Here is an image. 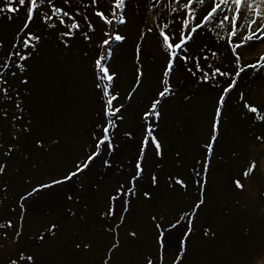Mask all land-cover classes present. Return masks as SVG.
I'll list each match as a JSON object with an SVG mask.
<instances>
[{
    "label": "rangeland",
    "instance_id": "374dc122",
    "mask_svg": "<svg viewBox=\"0 0 264 264\" xmlns=\"http://www.w3.org/2000/svg\"><path fill=\"white\" fill-rule=\"evenodd\" d=\"M54 1L55 0H52V3ZM165 1H167L168 4V0H164V2ZM181 1L186 2V0ZM136 2L137 0H128L125 2V7L122 11H124V15L127 18V23L120 28L125 39L117 45H112L111 49L113 54L109 63L111 71L115 72L119 60L118 56L122 49H128L138 58L140 57L139 60H134V57H131V64L125 61L122 68L118 66V72L122 75L123 81L120 75H118L114 82V88L118 90L125 87L124 94L121 97V101L127 105V109H125L124 113L126 115L123 126L125 129L131 125L135 116L141 118V114L145 110L144 106L150 103V98L145 101L138 100L139 98H132L131 101L126 99L127 95L125 96V94L136 81L138 69H135L136 64H141L140 70L144 73V81L141 83L140 91H137L134 95L136 96V94L140 92L144 96V94L153 89V84L156 86L161 84L160 81L166 69L168 58V52L162 47L158 33L153 34L156 32L155 30H157L155 26H161L160 22L156 20V9H153V6L147 7V9L145 8V13L147 15L146 25L151 29L155 28V30H152V32H155L144 31V41L141 32V26L143 24L140 23L141 19L138 15L140 8ZM66 3H68L71 8L77 5L76 10H79L82 15L87 16L88 22H91L95 29L94 32L98 33L99 37L103 36V33L108 27L106 28L104 23L94 14V10L98 9L109 13L112 9L111 5L113 0H98V3L94 6L92 5V0H67ZM0 4L5 5L3 2H0ZM45 4H49L47 0H45ZM161 6L165 8V3H161ZM210 7L211 2L209 0V2L202 6L198 5V11L203 14L208 11ZM165 9L169 10L167 7ZM176 13L178 17L181 15L184 17L185 15L183 11ZM200 18L201 16L197 13L196 23L199 22ZM241 22H243V14ZM69 23L70 20L66 19V24ZM211 24L215 26V21ZM34 27L36 29L38 28L35 25ZM111 28L112 30L114 29L113 26ZM179 29L178 19L172 20L170 24V33H175L178 36ZM63 31H67V28L52 29L48 27L41 29L40 36L43 38V41H41L40 48L45 50L47 45L50 47L51 45L59 43L60 38L58 33ZM202 35L205 34L198 32L193 41L186 45L188 51L179 54L171 73L170 81L173 86L174 95L163 101L165 105L162 104L164 106H162L163 115L159 123L161 128L164 126L162 140L166 148L170 146L173 140L170 135L172 132L169 128V124L171 123L172 117L176 115V112L183 113L185 111L187 113L204 111L198 114L202 116L201 119L206 115L208 124L203 125L202 123H197L195 128L198 133L201 131L199 129L200 127L210 129L214 118L216 101L221 95L222 88L230 83L229 77L218 76L216 79L209 80L207 83L202 82L201 77L197 78L196 74L199 71H196L194 64L199 60L198 55L205 63L207 62V64L204 65L199 64L203 70L204 68L208 69V65L211 64L213 68L219 67L222 72L235 73L234 67L231 65L234 57H232L231 50L228 45H226V41L217 40V43L222 46L219 48H223V52H218L216 50L212 51L209 42L204 40ZM242 35L243 33L238 34L235 41L239 42ZM215 36H217L216 33H214V37ZM105 38L106 36L104 35L102 39L104 40ZM74 41L75 38L70 42L73 43ZM77 42V44L81 46L84 44L82 37H78ZM122 43H124V45ZM101 44L102 41H99L94 47L86 45L88 60H90V64H92L90 74L95 83H97V80L95 79L96 77L93 76V70L95 69L94 58H97V55L102 53ZM8 46L9 43L6 45L7 49ZM263 48L264 42L247 46L241 49L242 56L249 62H255L259 55L263 53ZM253 50L254 52L250 53V51ZM211 52H216L217 56L212 57L210 54ZM205 55L209 56L208 60L204 59ZM183 56L195 57L196 60L190 59L185 61L181 58ZM45 61L46 66H50V62L52 63L50 57H45ZM198 63H200V60ZM219 64L226 69H222ZM130 68H132L133 73L136 72V74L133 75L129 71ZM189 69H192V71L190 72ZM53 73L54 71H52V75ZM261 75L262 76L256 77L253 86L248 89L251 95L247 94V97L255 101L263 111L264 73ZM36 77L37 73L34 74V78ZM77 79L78 78H75V80ZM8 80V86L10 87L9 95L12 96L13 99L9 101L0 98V145H3V147H0V162L7 164L6 173L0 176V223L11 221L14 227L6 229L9 239H0V264H7L8 258L16 255L22 249L35 255L36 264H101L107 248L112 242V236L104 231L106 221L100 218V211L106 206L107 194L116 187H108L110 179L107 182L104 181L109 177H115L121 182L126 177L131 176L135 171L134 162L137 161L139 155L140 136L134 134L132 138L129 140L127 139L124 144L117 146L116 150H112L111 152L106 148L102 149L100 157L92 164L91 169L85 173L86 176L80 177L79 180L75 179L73 182L56 185L50 189L35 192L32 196L22 200L21 198L27 196V193L32 191L34 187H38V185L42 183H49L54 178H61L67 170L73 167L74 161L83 159L86 155V149L84 148L85 143L89 141L88 137L91 136L90 128L97 135L100 134V129L95 125V122L89 121V123H87V120L81 122L76 111L72 109V103H74L72 93L82 89L85 90L87 87L86 83H84L85 85L83 87L79 86L80 84L78 81L77 83L75 82V85L73 82H71L70 85L65 84V88L47 85L21 87L20 85L17 86L20 82L18 76L10 77ZM81 81H83L82 78ZM244 81V73H242L238 79L236 88L226 100L228 108L225 107L224 109L223 119L226 120L231 118L232 114L234 116L236 115V107L239 108V106L236 105L238 101L237 91L240 85L244 84ZM62 89H65L66 92L68 91L69 93L63 92ZM17 91L19 93L20 91H26L28 94H25L26 92L23 93V96H27V99H25L23 103V120L14 121V116L21 115L15 108V95ZM156 92L157 91L154 90L150 96L153 98ZM94 93L100 98L101 93L99 89L96 88ZM62 95L68 96V101H66L68 104L65 102V104L62 105L60 102H57V99ZM20 96L22 97L21 93ZM75 100L77 102L81 101L77 95H75ZM99 101L101 103V100ZM241 108H244L243 104L240 105V111ZM228 110L230 112H228ZM4 111H7V118L4 117ZM248 115L252 114L248 112ZM99 118L102 120L101 113H99ZM166 118H169L167 124L165 123ZM28 121H31V123L28 124ZM26 124L31 129L29 133L21 131ZM140 130H142V127L137 128L136 133H140ZM188 130H192V125ZM201 135H204V141L200 138L197 144H195L193 135L183 136L179 138L178 141H183L184 144L188 146L189 151H194L196 148V151H199L200 148V154L203 155V146L210 138L205 133ZM240 135L242 139L247 137V135L244 134ZM13 136L19 138L13 139ZM241 138L236 132L231 131L228 143L232 145L230 143L231 139L234 151L228 152V159H225L230 160L233 164L235 163L234 155H237L240 159L242 154L247 155L249 158L247 149H250L254 154L250 156L252 159L261 162L262 170L249 182V184L256 185V181L258 180L257 177H262V184L264 185V144L259 143L257 146L247 148ZM38 139L44 141L45 149L47 150L36 148L35 142ZM53 140H58L59 142L53 143ZM228 143H223L222 148L220 146L219 149L215 150V156L213 157L208 176L207 195L208 192L211 193L209 190L210 186L216 188L220 183L217 188L219 192L217 195L221 196V198L218 200L224 201L227 198L226 204L229 202L232 203L228 205L229 208H226L224 205L225 203L214 201L211 208H217L218 210V213L213 215L214 219L208 220L211 214L206 212L203 213L204 215L200 214L198 227L195 231V235L191 237L189 251L184 258L183 264H264V210L261 209L258 204L261 201H259L257 197L252 200H247L240 196L242 201L241 204H243L245 208L244 206L238 207L235 214L231 216V210L234 207L233 203L235 200L231 196L232 191H234L232 185V178L234 176L229 173L231 171V163L228 161L224 164L221 159L222 153L228 149ZM9 146L15 147V151H13L11 157L4 155V151ZM91 150L92 148L89 149V152ZM190 152L187 154L182 152V159L179 161L182 165L181 168L179 164L175 166L172 164L173 157L177 156V150H172L170 154L168 153L166 156L163 155L162 159L155 156L152 150H149L145 154L143 160L145 172L140 180L142 188L145 190L153 189L151 183L152 175L158 176L159 185L162 184V186H164V178H168L170 174L172 175V170H175L176 173L179 171L182 174L181 176L190 184V182L193 181L192 173L187 168L188 162L192 160V158L189 157L191 154ZM164 159L165 163L163 162ZM105 160L109 161L111 167L105 166ZM237 160L241 162L242 159ZM124 161L125 163H123ZM218 161H221L220 165H218ZM245 166L246 165H243L240 168L237 166L235 167L237 175L241 172L239 170H242ZM212 176H214V178H212ZM210 178L213 180L212 183L210 182ZM190 185L193 186L194 184ZM106 187H108L107 190ZM257 187L258 185H256V188ZM161 191H163V189H161ZM181 191L184 192V190ZM191 191H194L193 188ZM85 194L86 196H84ZM172 195H174L172 192L168 193L167 191V193L158 196V200L156 199L157 204L143 200L142 198L138 200V196L135 200L133 199L131 212L124 228L120 232L121 247L112 254L110 264H141L142 257L145 253L155 254V231L152 225L147 222V217L153 214L160 216L161 214L164 215L168 213L169 218L166 220L163 218V223L165 225L171 223L175 215L173 216V209L170 210L169 204L171 201L168 197ZM243 195H245V192ZM213 196L211 197L212 199H214ZM190 197V194L177 196L175 205L179 207L183 206L185 204L184 200ZM209 198V196L206 197L207 201ZM214 200H217L216 197ZM148 203L153 209V211L150 212L151 215L147 214L148 210L146 209ZM21 204H23V212L21 211ZM223 213L224 215H228L229 218L225 219L222 217L224 216ZM240 215L244 216L242 220L244 224L238 227L239 231L244 232L245 228L251 225L256 226L259 230L253 231L250 227V237L246 244L248 246L237 250V254L232 257L229 255L234 244H237L238 247L242 243L239 242L240 236L234 233L236 229H231L228 233L225 231L232 226L231 222L237 221V217ZM216 219L226 230L223 231V228L218 225L219 229L216 232L220 230L221 233L215 236L214 239L211 238L212 240L210 243L206 245V237L203 235V228L207 226L206 222L208 224L214 223ZM52 224L56 225L55 235L51 236V238L46 237L43 243H41L37 237L42 232H46L48 227ZM17 226L22 227V235L18 242H14L12 237L17 230ZM131 229L137 230L138 239L134 240L128 236V231ZM211 229L214 232L216 227L213 226ZM183 230L184 226L181 225V227L173 229L171 233L168 234L167 258L169 264L177 253ZM2 231L4 230H0V232ZM83 242L91 243V250L85 251L83 247L77 250L75 245L77 243L82 244ZM207 246L209 249L206 248ZM216 248L217 250L214 251ZM202 252H204L203 255H201ZM248 261H250V263H248Z\"/></svg>",
    "mask_w": 264,
    "mask_h": 264
},
{
    "label": "snow or ice",
    "instance_id": "6c2138e0",
    "mask_svg": "<svg viewBox=\"0 0 264 264\" xmlns=\"http://www.w3.org/2000/svg\"><path fill=\"white\" fill-rule=\"evenodd\" d=\"M5 3L4 7H0V14H5L10 21L12 15L20 11L21 8L27 9L26 19L23 26L15 33L11 43L8 46L7 52L3 56L2 62H0V98L11 101L12 96L9 95L10 87L7 76L16 77L18 74L24 76L28 72L29 68L27 62L32 59L33 54L37 51L42 37L30 31V25L39 16V8L45 3V0H0ZM18 2V7L15 6ZM51 5L52 0H47ZM67 2V0H65ZM126 0H113L111 5V19L105 15L103 11H96L95 15L99 17L105 24L112 25L116 20L120 24L126 23L122 12L118 13V10H122L125 7ZM161 0H154V4H159ZM209 0H168V4L165 5L170 12L176 13L183 11L185 13L181 20V26L179 29V35L175 33L169 34L166 29L169 28V24L165 23L159 27V35L162 39V47L168 52L166 69L163 72V78L160 81L162 88L157 90L150 103L144 106L145 110L141 114V120L143 121V132L140 141L139 155L135 164V171L131 176L126 177L123 181L119 182L117 186L107 194V203L100 211V218L106 221L104 231L108 232L112 236V242L108 246L105 256L101 264H110L112 260V254L121 247L120 232L124 228L127 218L132 209V201L137 195V181H139L145 172L143 167V160L145 154L152 150L155 156L163 158L164 155V143L159 135V123L162 119V102L166 98L174 95L172 85L170 83L171 73L173 71L175 61L181 52H187L186 45L193 41L198 32L204 29L208 24L215 21V28L224 31L229 28L230 30L224 31V35L217 32V37L220 40H226L231 54L235 61V73L222 72L219 67L213 68L211 64L208 65L209 71H204L198 62L194 64L196 71H200L201 81L207 83L209 80H214L216 77H229L230 83L222 88L221 95L216 101L214 118L211 124V136L208 142L203 146V157L198 159L196 163L190 169L193 176V184L198 189L197 199L193 204L187 208H181L175 221L165 225L163 223V214L160 216L152 215L147 217V222L152 225L155 231V246L156 252L145 253L142 257L141 264H169L167 258V237L173 229H178L181 225L184 226V230L180 239L179 248L176 255L171 259L170 264H183L184 258L189 251V245L191 243V237L195 235V231L198 227V221L200 214L207 208V184L208 176L215 156V146L219 137L220 125L223 119V109L227 98L233 92L237 86L238 79L242 73H245L248 69L253 71L264 70V53L253 63H244L243 57L240 53V49H243L250 45H255L260 42H264V0H210L211 7L206 14L196 23L197 9L193 5H204ZM98 0H92V5H96ZM219 14V16H218ZM243 14V22L242 20ZM56 18L60 25L67 28V31L59 32L58 36L60 42L65 48L70 47V41L73 40L75 32L80 30V24L76 22L75 17L69 12L64 11L62 8L55 6L51 7V14H45L40 19L47 25V27L55 29V23H49ZM4 16L0 15V19ZM72 21L71 24H66V20ZM87 20V16H85ZM259 22V24H258ZM89 31H94L92 23L89 22ZM149 32L152 29H148ZM243 33L239 42L235 41L238 34ZM104 35L107 37L102 41L100 47L106 48V54L99 53L94 61V67L96 70V88L100 90V100L103 106L104 121L99 125L100 134H93V140L95 141L92 150L87 153L83 159H77L73 162V167L67 170L61 178H54L49 183H42L38 187H34L32 191L27 193V196L21 199H27L35 192L50 189L56 185H62L69 182H73L81 175L85 174L91 169L92 164L100 157L102 149H107L109 152L113 150L112 134L118 127V121L125 119V109L127 105L121 101V97L118 92L113 91V85L117 79L116 73L110 71L106 61L112 56V49L110 45L113 42H121L125 39L123 35L119 33H108ZM82 36L84 40H90L88 32H83ZM4 47L0 42V49ZM139 51V49H138ZM212 57H216V52L210 53ZM185 61L196 60L195 57L183 56L181 57ZM209 56L205 55L204 59L208 60ZM191 72L192 69H189ZM194 74V73H193ZM144 73L140 68L137 69L136 82L132 91L127 95L126 99L131 101L133 94L142 83V77ZM20 83L27 86L29 80L23 78ZM25 94H28L27 92ZM16 103L15 108L21 113V115L14 116L13 120H23L22 113L24 112L23 100L20 93L17 91L15 95ZM240 100L243 101L244 108L247 112L254 114L255 122L264 123V112L261 107L255 101H249L245 99L244 94H240ZM4 117L7 118V111H4ZM31 121H28L30 124ZM25 133L31 131L27 124L21 129ZM126 135H130L126 133ZM19 137L13 136V139ZM256 140L260 144H264V135L256 136ZM53 143H58V140H53ZM35 146L38 149H45L43 140H36ZM3 147V145H0ZM47 150V149H45ZM15 151L14 146H9L4 151V155L11 157V154ZM179 158V153L176 154ZM242 161L246 165L241 172L232 178V185L234 190L238 192H245L247 184L255 178L262 170L261 162L256 159H249L247 155L241 156ZM106 167H111L109 161L105 160ZM7 164L0 162V176L6 173ZM151 183L153 188L159 184V178L156 175H152ZM168 183L171 190L175 191L177 188L181 190H187L188 182L186 179L176 175L168 176ZM146 200H150L151 194L148 191L143 193ZM23 212V204L20 205ZM74 215V214H73ZM14 227L11 221L0 223V239H9L6 229ZM56 225L52 224L48 227L46 232H42L37 239L43 243L46 237L51 238L55 235ZM22 235V227L17 226V230L12 237L14 242H18ZM203 235L208 238H215V232L211 227L205 226L203 228ZM128 236L132 239H138V232L135 229L128 231ZM79 250L81 247L85 251H89L92 248L91 243L83 242L75 245ZM7 264H36L35 255L25 250H20L16 255L8 258Z\"/></svg>",
    "mask_w": 264,
    "mask_h": 264
},
{
    "label": "trees",
    "instance_id": "16d2710c",
    "mask_svg": "<svg viewBox=\"0 0 264 264\" xmlns=\"http://www.w3.org/2000/svg\"><path fill=\"white\" fill-rule=\"evenodd\" d=\"M87 1H91V0H87ZM126 1H128V0H126ZM181 2L183 3L184 1H181ZM161 3H165V5H167V1L164 2V0H161V2L159 4H154V0H137L136 4H138L139 8H140V12L138 13V15H139V17L141 19L140 23L143 24L141 26V28H142V30H141L142 38H144V34H145L144 31H148V29H151V28L147 27V25H146V21H147L146 17H147V15H146L145 12H146L147 7H152L153 6V9H156L155 10L156 20L158 22H160L161 26L163 24H165V23L169 24V28L165 30L169 34H171L170 33V24H171L172 20L178 19L179 26H181V20L183 18V15L178 17L177 13H172V12H170V10H166L165 9L166 7L164 8L163 6H161ZM4 6H5L4 4H0V7H4ZM15 6H17V7L19 6L18 2H17V4ZM52 6H55V7H58V8H62L64 11L69 12L72 16L75 17L76 22H78L80 24V30L76 31L75 35H74L75 41L73 43L69 42L71 46L68 47V48H65L64 45L59 41V43H57L55 45H51L50 47H48V45H47V48L45 50L40 48V45H41V43H40L37 51L33 54L32 59L27 62V65H28V68H29L28 72L25 73L24 76H21L19 74L17 76L19 77V80H21L23 78H27L29 80V84L27 86H37V85L38 86H43V85H47V86H58V87H61V88H65L64 85L65 84H69L70 85L71 82H73V84L75 85L77 83V81H78V83L80 84L79 86H81V87H83L85 85L84 83H86L87 87H86L85 90L82 89V90H79L77 92H73L72 93L73 94L72 97L74 99V103H72V109H74L76 111V113L78 115V118L81 120V122H83L85 120H87L86 121L87 123H89V121L90 122H95V125L99 128V125L104 121L105 117L103 116V106H102V104L99 101L100 98L97 97V95L94 93V90H96V83L94 82V79H93V77L90 74V68H91L92 64H90L91 62H90V60H88V55H87L88 51L86 49V45H88L90 47L96 46V44L99 41H103L102 37L104 36L105 32H108V33H119L120 35H123L122 31L120 30V28L124 24L127 23V18L124 15V11L118 10V13L122 12V14L124 15V19H125L126 23L120 24L118 21L114 20L112 25H107L100 19L102 21V23H104L106 28L108 27V29H106V31L103 33V36L99 37L98 33L94 32V31H89V27H88L89 22H88V20H85V15H82L79 12V10H76L77 9V7H76L77 5L75 7H73V8H71L70 5L68 3H66L64 0H55L51 5L44 3L43 5L40 6V8H39V16H37V18L34 20V22L30 25V31H32L33 33H35L37 35H41L40 30L44 29V28H48L47 25L40 19V17L44 16L45 14H51V7ZM193 7H195L197 9V13L201 16L200 19H202V17L206 14L207 11L202 14L200 11H198V5H193ZM26 11H27V9L25 7V8H21L20 11L18 13H16V14H10V15H12V19L10 21L7 19V16L5 14H0V15L4 16L3 19H0V42H2L3 45H4V47L2 49H0V59H1V57L3 59V56L7 52V47H6L7 43H9V44L11 43V40H12L13 36L15 35V33L23 26V24L25 22V19H26ZM96 11H98V9L94 10V14H95ZM111 11H112V9L110 10L109 13L104 12L105 15L108 16L110 19L112 18L111 17ZM66 19L67 18H65V20ZM49 23H55L56 24V29L57 28H59V29L66 28L63 25H60L58 20L55 17ZM71 23H72V21H70L69 24H71ZM34 25L36 27H38V28L36 29L34 27ZM212 25L213 24H211V23L208 24L204 29L200 30L199 32L202 33V34H205V35H202V36H203L204 40L209 42L212 51L216 50L218 52H223V48L222 49L219 48V47H222V46H220L217 43V40H219V39H218L217 36L214 37V33L217 34V32H220L221 35H224V31L230 30V28L226 29L224 31H221V30L216 29L215 26L213 25L214 26L213 27ZM112 26L114 28L113 30L111 28ZM155 28L158 31L155 30ZM155 28H152V30H155L156 32L155 31H153L155 33H153L152 31L151 32L153 34H157L158 33V35H159V27L155 26ZM116 30H118V31H116ZM83 32H88V34L91 37V39L90 40H84V38L82 36ZM78 37H82V39H83L84 44L82 46L77 44L78 43L77 42ZM159 37H160V35H159ZM41 41H43V38H42ZM144 41H145V38H144ZM160 41L162 43L161 37H160ZM224 41H226V40H224ZM48 43H52V42H48ZM118 43H120V42H113L110 45V47H112V45H117ZM212 45H213V47H212ZM226 45H227V41H226ZM215 47H216V49H215ZM238 51H240V53L242 55L241 49L238 50ZM106 52H107V49L106 48H102V53L106 54ZM253 52H254V50L250 51V53H253ZM263 53H264V51H263ZM45 57H50L51 58L52 63L50 62V66H46L45 65L46 64ZM131 57H134V60H136V59L139 60L140 59V57L138 58L135 54H133L128 49L120 50V53H119V56H118V58H119L118 64L116 65L117 69L115 71L116 76L120 75L119 72H118V66L120 68H122L123 67L122 65H123V63L125 61H127V62H129L131 64V59H132ZM198 57H199V60H200V63H199L200 65L201 64L202 65L207 64V62L205 63V61H203V59H200L201 57L199 55H198ZM111 58H112V56L106 61V64L108 66H109V63L111 61ZM2 59L0 60V62H2ZM95 59L96 58H94V61H95ZM199 60H198V62H199ZM243 62L244 63H253V62H249L248 60H245L244 58H243ZM137 64L135 66V69L136 68H140V66H141L140 63H137ZM231 65L234 67V71H235L236 67H235L234 59H233ZM219 66L222 69H226L220 64H219ZM52 71H54L53 75H52ZM110 71H111V69H110ZM129 71L133 75L136 74V72L133 73L132 68H130ZM204 71H209V68L208 69L204 68ZM35 73H37V77L36 78H34V74ZM262 73H264V70H261V71L257 72V71H253L252 69H248L244 73V80H245L244 84H241L239 90L237 91V99H238V101H237L236 105L239 106V108L236 107V111H235L236 115L235 116L232 114L231 118L226 119V120L222 119V122H221V125H220L219 137H218V140H217V143H216V146H215V150L219 149L220 146L222 148L223 147L222 146L223 143H225V142L228 143L229 142L228 139H229L231 131L236 132V134L240 138H241L240 134L247 135L246 138H244V139L241 138L242 141H244V143L247 146V148L251 147V146H257L259 144V142L256 140V136L264 135V123L255 122L254 115L253 114L252 115H248L247 110H245L244 108H241V111H240V105L243 104V101L240 100V94L243 93L245 99H247L249 101H253L251 98L247 97V94L251 95L250 91H248V89L253 86V83H254L256 77L262 76L261 75ZM201 75H202V73L199 71L196 74V77L199 78V77H201ZM10 77H11L10 75L7 76V79L8 78L10 79ZM75 78H78V79L75 80ZM81 78L83 79V81H81ZM120 78L123 81L122 75H120ZM162 78H163V75H162ZM142 81H144V77H142ZM135 82L129 88V90L125 94V96L128 95L132 91L133 87L135 86ZM170 83H171V81H170ZM19 85L21 87H27V86L21 84L20 82H19V84L17 86H19ZM140 88L141 87L137 88L136 92L140 91ZM161 88H162L161 84L159 86H156V85L153 84V89H151L149 92L144 94V96L140 92H138L136 94V96H135L134 95L136 93L135 92L133 94L134 95L133 98L134 99L135 98L136 99L139 98L138 100H143V101H145V100L150 98V100H149V102H150L152 100V97L150 95H152L154 90L157 91V90H159ZM124 89H125V87H122L120 90H118V89L114 88V85H113V91L118 92L120 97L123 96ZM62 91L66 92L65 89H62ZM24 92H26V91H20V93L22 94L21 99L23 100V103H24V100L27 99V96H25V95L23 96ZM66 93L68 94L69 92L67 91ZM66 95H62L60 98H58L57 102H60L62 105H64L65 102L68 101V99H67L68 96H66ZM75 95H77V97L81 101L77 102L75 100ZM162 104H163V102H162ZM163 105H165V104H163ZM163 107H161V111H162ZM225 107L228 108L226 103H225L224 109H225ZM224 109H223V114H224ZM202 112H204V111H202ZM202 112H187L186 113L184 111L182 113V112H178L177 111L176 115L174 117H172L171 123L169 124V128H170L171 132L173 133V135H172V133H170V135L172 136L171 138H173V140H172V143L170 144V146L168 148H166L164 146V156L168 155V153L170 154V152L172 150H177V153H179L180 155H179V158H177V156L173 157V163L172 164L174 166L179 164L180 167H181L182 165H181V163L179 161H181V159H182V155H183L182 152H185L187 154L188 152L191 151V150L189 151L188 146L186 144H184L183 141H178L179 138H181L183 136H187V135L188 136L189 135L190 136L193 135V138L195 139V144H197L200 141V138L202 139V141H204V139H203L204 135H201L202 133L207 134L208 137L210 138V136H211V128L210 129H204V128L200 127L199 129L201 131L199 133H198L197 129L195 128L197 123H202L203 125H207L208 124V119H207L206 115H204L203 119H201L202 116L199 115V114H201ZM228 112H230V111L228 110ZM262 112H264V109H263ZM99 113L102 114V120H100V118H99ZM135 117H134V121H132L131 125L127 129H125L123 127L124 126V121L126 120V115H125V119L122 122L121 121L117 122L118 123V127L114 130V133L112 134L113 150H116L117 146H121L122 144H124L127 139L129 140L130 138H132V136L134 134H138L140 136V139H141L142 132H143V121L141 120V118H137L136 117L137 118L136 119ZM168 119L169 118L165 119V123L166 124L168 123ZM191 125H192V130L189 131L188 128ZM139 127H142V130H140V133H136V130ZM163 127L161 128L160 125H159V135H160L161 138L163 137V135H162V132L164 130ZM90 133H91V136L88 137L89 141L85 143V147H84L86 149V154L89 153V149L90 148L94 147V142H95L93 140L94 131L91 128H90ZM126 133H128L130 135H126ZM200 136H203V137H200ZM230 143L233 145L231 139H230ZM232 145L229 144L228 149L225 152L222 153V155H221L222 158L221 159H222V162L224 164H226V162H228V161L231 163L230 169H231L232 172L230 171L229 173H231L232 176L235 177L237 175V173L235 172V167L237 166L238 168H240V167H242L245 164L242 162V160L237 155H234L235 163L232 164V162L230 160H227L228 159V152L234 151V148H233ZM196 149L194 151L190 152L191 154L189 155V157L192 158V160L190 162H188V167L187 168L189 170L192 168V166L196 163V161L198 159H202L203 155L200 154V148H199V151L198 150L196 151ZM247 150L249 152L248 153L249 159H252V157L250 155H254V154L251 152L250 149H247ZM236 157H237V159L241 160L242 163L239 162L236 159ZM225 158H227V159H225ZM167 161H166V163H167ZM136 162H134V164H136ZM163 162L165 163V159L163 160ZM123 163H125V161ZM220 164H221V161H218V165H220ZM239 171H241V170H239ZM177 173L175 172V170H172V175H176V176L182 177L181 176L182 174L179 171H177ZM214 174H216V173H214ZM82 176L84 177L86 175L83 174L80 177H82ZM79 178H77V180H79ZM212 178H214V176H212ZM109 179H110V183L108 184V187L111 186V187L114 188V186H117V184L120 182L115 177H112V178L109 177L104 182H107ZM164 179H165L164 180V183H165L164 186H162V184H160V185L158 184L152 190L143 189L142 186L140 185V180H141L140 179L139 181H137V185H136L137 193H138L136 195V197L138 196L137 197L138 200H139V198H142L143 200H146L144 198V196H143V193L145 191H148V192H150L152 198L150 200H146V201H149L151 203H156L157 204L156 199L158 200V196H161V195L167 193V191H168V193L172 192L174 195H172V196H170L168 198L171 201V203H170L171 205L169 204L170 210L173 209V212H174L173 216L175 215V217H174V219L172 221V222H174L176 217H177V215H178V213H179V211H180V209L181 208H187V207L191 206L193 204V202L197 199L198 189L196 188L195 185H193V186L190 185V184H193L192 181H191L190 184H188L187 190H184V192H182L181 189H179V188H177V190L173 191L169 187L168 178H164ZM257 179L258 180L256 181V185H258V187L256 188V185H250L248 183L247 187H246L245 195H243L244 192H238L236 190L232 191L231 196L235 200H234V203H233L234 207L231 210V216H233L235 214V211H236V209L238 207H243L244 206L243 204H241L242 201L240 199V196L243 199H247V200H249V199L252 200L255 197H257L259 199V201H261L263 203V204L261 202L258 203L260 205V208L264 210V196H263L264 185L262 184L263 183L262 177H259V178L257 177ZM212 181L213 180L210 178V182L211 183H212ZM219 185H220V183L218 184V186ZM218 186L216 188L213 187V186H210L209 190L211 191V193L208 192V195H207V197L208 196L210 197L209 200H208V206L201 213V214H203V213L206 212L208 214H211V217H209V218L207 217L208 220L212 219V218L214 219L213 215H216L218 213L217 208H213V209L211 208L213 202L214 201H220L218 199L221 198V196L217 195V193H219L217 191ZM108 187H106V190H107ZM192 188H193L194 191H191ZM161 189H163V191H161ZM220 193H221V190H220ZM186 194L187 195L190 194L191 197L187 198L186 200H184L185 204L183 206H181V207H179L178 205H175V203L177 202L176 197L177 196L186 195ZM213 195L216 197L217 200H214L215 197ZM84 196H86V194ZM212 196H213L214 199L211 198ZM136 197H135V199H136ZM69 199H71V198H69ZM220 202L221 203H225L224 205H225L226 208H229L228 205H231V203H232V202H229L228 204H226L227 203V198H226V200H224V201L222 200ZM66 203H68V202H66ZM148 207H149V209H148ZM148 207L146 209V210H148L147 214H150V212L153 211V209H152V207L150 206L149 203H148ZM244 208H245V206H244ZM152 213H154V212H152ZM153 215H155V214H153ZM223 215H224V213H223ZM221 216H222V214H221ZM222 217H224L225 219L229 218L228 215H224ZM243 217H244L243 215H240V216L237 217V221L231 222L232 226L231 227L228 226L229 227L228 230H226L223 226H221L217 219L214 221V223L208 224L206 222V225L208 227H213V226L216 227V230H214L215 236H218L219 233H221L220 230H219V232H216L219 229L218 225H220L223 228V231L226 230L225 232H227V233L231 229H236V231L234 233H236L238 236H240L239 242L242 243V244L240 246H238V247H237V244H234V247L232 248V251H230V255H229V256H232V257H234V255L237 254V252H236L237 250L243 249L245 246H248L246 244L248 243V240H249V237H250L249 236L250 227L252 228L253 231L259 230L256 226L251 225L250 227L245 228L244 232L239 231L238 227H240L241 225L244 224V222L242 221ZM163 218L165 220L168 219L169 218L168 213L164 214ZM219 220H221V219H219ZM211 240H212L211 238L206 237V245L209 244ZM206 248L209 249L208 246ZM215 250H217V248L214 249V251ZM203 254H204V252L201 253V255H203ZM248 263H250V261H248Z\"/></svg>",
    "mask_w": 264,
    "mask_h": 264
},
{
    "label": "water",
    "instance_id": "95a60500",
    "mask_svg": "<svg viewBox=\"0 0 264 264\" xmlns=\"http://www.w3.org/2000/svg\"><path fill=\"white\" fill-rule=\"evenodd\" d=\"M93 76L96 77V71H95V69L93 70Z\"/></svg>",
    "mask_w": 264,
    "mask_h": 264
},
{
    "label": "bare ground",
    "instance_id": "6f19581e",
    "mask_svg": "<svg viewBox=\"0 0 264 264\" xmlns=\"http://www.w3.org/2000/svg\"><path fill=\"white\" fill-rule=\"evenodd\" d=\"M124 45V43H122Z\"/></svg>",
    "mask_w": 264,
    "mask_h": 264
},
{
    "label": "clouds",
    "instance_id": "9594fccd",
    "mask_svg": "<svg viewBox=\"0 0 264 264\" xmlns=\"http://www.w3.org/2000/svg\"><path fill=\"white\" fill-rule=\"evenodd\" d=\"M134 166H135V164H134Z\"/></svg>",
    "mask_w": 264,
    "mask_h": 264
}]
</instances>
